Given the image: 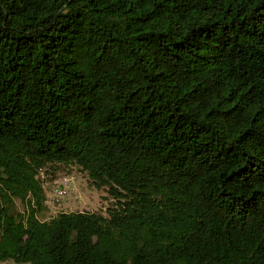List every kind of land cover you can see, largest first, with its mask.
Returning <instances> with one entry per match:
<instances>
[{"label": "trees", "instance_id": "16d2710c", "mask_svg": "<svg viewBox=\"0 0 264 264\" xmlns=\"http://www.w3.org/2000/svg\"><path fill=\"white\" fill-rule=\"evenodd\" d=\"M8 263L264 264V0H0Z\"/></svg>", "mask_w": 264, "mask_h": 264}, {"label": "rangeland", "instance_id": "374dc122", "mask_svg": "<svg viewBox=\"0 0 264 264\" xmlns=\"http://www.w3.org/2000/svg\"><path fill=\"white\" fill-rule=\"evenodd\" d=\"M64 178H70L72 184L69 188L68 195L62 200L56 201L53 193V182L61 181ZM47 190V209L40 215V220L48 221L56 217L58 214L66 212H100L105 213L110 206V201L106 200V194L91 187L88 179H86L78 171L68 173L60 171L45 180ZM18 208L22 211L20 203L17 202ZM13 264V263H8Z\"/></svg>", "mask_w": 264, "mask_h": 264}, {"label": "built area", "instance_id": "2783aa9c", "mask_svg": "<svg viewBox=\"0 0 264 264\" xmlns=\"http://www.w3.org/2000/svg\"><path fill=\"white\" fill-rule=\"evenodd\" d=\"M71 184H72V180L70 178H64L61 181L59 180L58 182L57 181L53 182V193L56 201L62 200L68 195ZM19 264H24V263H19Z\"/></svg>", "mask_w": 264, "mask_h": 264}]
</instances>
